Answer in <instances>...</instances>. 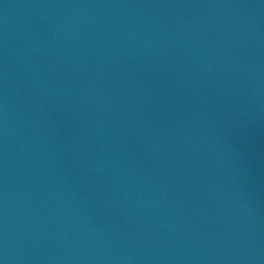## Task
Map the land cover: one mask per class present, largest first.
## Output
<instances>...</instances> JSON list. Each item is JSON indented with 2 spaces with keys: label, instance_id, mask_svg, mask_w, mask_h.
Returning <instances> with one entry per match:
<instances>
[{
  "label": "water",
  "instance_id": "1",
  "mask_svg": "<svg viewBox=\"0 0 264 264\" xmlns=\"http://www.w3.org/2000/svg\"><path fill=\"white\" fill-rule=\"evenodd\" d=\"M0 264H264V0H0Z\"/></svg>",
  "mask_w": 264,
  "mask_h": 264
}]
</instances>
